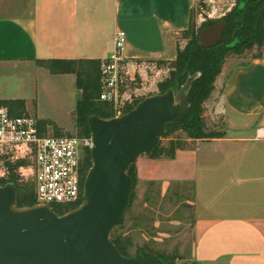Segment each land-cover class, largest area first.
I'll return each instance as SVG.
<instances>
[{
	"label": "crops",
	"instance_id": "obj_1",
	"mask_svg": "<svg viewBox=\"0 0 264 264\" xmlns=\"http://www.w3.org/2000/svg\"><path fill=\"white\" fill-rule=\"evenodd\" d=\"M195 0H0V66L42 60H172ZM244 64V65H241ZM219 139L188 141L174 159L135 161L139 182L193 189L192 264H264V53L216 78L206 102Z\"/></svg>",
	"mask_w": 264,
	"mask_h": 264
},
{
	"label": "water",
	"instance_id": "obj_2",
	"mask_svg": "<svg viewBox=\"0 0 264 264\" xmlns=\"http://www.w3.org/2000/svg\"><path fill=\"white\" fill-rule=\"evenodd\" d=\"M224 29L223 21L202 29L199 46H216ZM197 76L188 77L179 90L143 99L124 115L88 117L92 165L78 208L64 215L46 206L19 209L14 185L0 187V264H141L138 258L122 256L110 240L132 192L127 169L157 146L168 124L184 118Z\"/></svg>",
	"mask_w": 264,
	"mask_h": 264
},
{
	"label": "trees",
	"instance_id": "obj_3",
	"mask_svg": "<svg viewBox=\"0 0 264 264\" xmlns=\"http://www.w3.org/2000/svg\"><path fill=\"white\" fill-rule=\"evenodd\" d=\"M225 23L221 41L212 48H201L197 38L202 29L218 22ZM186 41L182 49H177L175 59L167 66L168 76L158 83V94L168 89L179 90L188 77L198 75L191 83L187 94L188 109L184 118L174 124H168L165 133L159 139L157 146L145 154L150 159H174L177 151L190 149L188 141L211 140L223 137V133L208 131L206 128L204 104L214 91L216 78L221 74L225 61L230 57L242 58L251 54L249 60L259 59L264 50V0H235L232 8L221 18L208 19L199 27L192 21V12L188 28L182 33ZM52 75H72L75 77V87L80 93L75 104L74 122L77 137L91 136L88 117L98 116L109 120L115 117L113 105L99 100L101 92L99 60H42L38 61ZM157 63H162L157 61ZM244 65V64H241ZM123 95L120 93L119 102ZM145 98H132L123 102L119 111L122 115L131 111ZM0 107H6L11 115L25 114V103L22 100H0ZM39 128L46 132L47 122H38ZM180 131L184 137H170ZM54 136H61L57 131ZM168 138L165 145L160 140ZM23 153V151L19 152ZM0 187L6 184L14 185L16 189V208H28L35 205L34 188L30 176V161L28 157L18 153H0ZM90 151H86L81 165L82 181L91 168ZM127 174L132 179L130 207L135 189L139 183L135 162L128 169ZM155 184L154 182H147ZM81 205V204H80ZM80 205L72 207L52 206L58 215H64ZM126 209V211H127ZM122 223L118 224V226ZM117 227V226H116ZM115 227V228H116ZM115 228L110 233V240L120 254L129 257L127 251L130 241L115 234ZM134 258L141 264H173L174 257L166 258L161 253H148L139 250Z\"/></svg>",
	"mask_w": 264,
	"mask_h": 264
},
{
	"label": "rangeland",
	"instance_id": "obj_4",
	"mask_svg": "<svg viewBox=\"0 0 264 264\" xmlns=\"http://www.w3.org/2000/svg\"><path fill=\"white\" fill-rule=\"evenodd\" d=\"M234 2L195 0L192 21L199 27L208 19H219L232 8ZM175 41L177 49H182L186 44L181 33L175 37ZM250 56L247 54L242 58H228L222 71L246 62ZM172 60H162V63L153 60L120 61L119 92L123 98L113 109L114 114L122 115L120 111L117 114V110L125 101L157 95L158 83L168 76L167 66ZM79 95L74 76L52 75L38 61L0 66V100H22L25 103L24 115L35 118L37 122L51 124L46 128L48 135L54 136L57 131L61 136H76L74 111ZM206 102L203 116L207 130L222 133L226 129L224 119L209 115ZM170 137L183 138L184 135L178 131ZM167 140H160V144L165 145ZM192 200L191 184H172L166 188L157 183L139 182L122 223L115 228L117 236L130 241L127 251L129 257H135L139 250H143L161 253L166 258L174 257L173 264H192Z\"/></svg>",
	"mask_w": 264,
	"mask_h": 264
},
{
	"label": "built area",
	"instance_id": "obj_5",
	"mask_svg": "<svg viewBox=\"0 0 264 264\" xmlns=\"http://www.w3.org/2000/svg\"><path fill=\"white\" fill-rule=\"evenodd\" d=\"M124 32L114 38V53L101 63L99 100L113 105L119 103V62L125 48ZM117 114H120L117 110ZM115 117H118L115 115ZM256 138H264L258 129ZM92 139L77 136H52L43 132L35 118L13 116L0 107V153H18L28 157L34 188V206L72 207L82 204V160L92 148ZM23 151V153H19Z\"/></svg>",
	"mask_w": 264,
	"mask_h": 264
}]
</instances>
